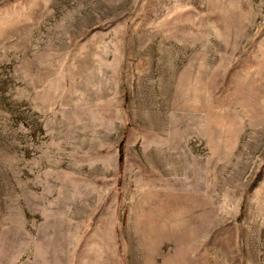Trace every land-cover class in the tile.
I'll list each match as a JSON object with an SVG mask.
<instances>
[{
	"label": "rangeland",
	"instance_id": "374dc122",
	"mask_svg": "<svg viewBox=\"0 0 264 264\" xmlns=\"http://www.w3.org/2000/svg\"><path fill=\"white\" fill-rule=\"evenodd\" d=\"M0 264H264V0H0Z\"/></svg>",
	"mask_w": 264,
	"mask_h": 264
},
{
	"label": "trees",
	"instance_id": "16d2710c",
	"mask_svg": "<svg viewBox=\"0 0 264 264\" xmlns=\"http://www.w3.org/2000/svg\"><path fill=\"white\" fill-rule=\"evenodd\" d=\"M122 147H123V140L120 142L119 145V161H122V155H123V151H122Z\"/></svg>",
	"mask_w": 264,
	"mask_h": 264
}]
</instances>
